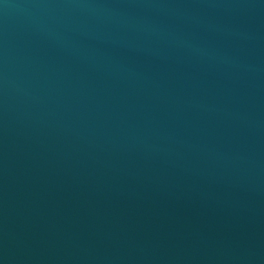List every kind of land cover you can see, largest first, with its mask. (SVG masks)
I'll use <instances>...</instances> for the list:
<instances>
[{
	"label": "water",
	"instance_id": "obj_1",
	"mask_svg": "<svg viewBox=\"0 0 264 264\" xmlns=\"http://www.w3.org/2000/svg\"><path fill=\"white\" fill-rule=\"evenodd\" d=\"M0 264H264V0H0Z\"/></svg>",
	"mask_w": 264,
	"mask_h": 264
}]
</instances>
